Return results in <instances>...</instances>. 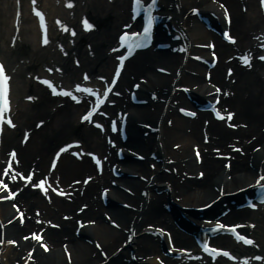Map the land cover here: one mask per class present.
I'll return each instance as SVG.
<instances>
[{
    "label": "bare ground",
    "instance_id": "6f19581e",
    "mask_svg": "<svg viewBox=\"0 0 264 264\" xmlns=\"http://www.w3.org/2000/svg\"><path fill=\"white\" fill-rule=\"evenodd\" d=\"M91 12L96 15L98 13L104 11L103 4L97 2V0H90ZM224 1L226 5L231 10V17H232V31L234 32L235 36L238 37L237 45L241 48L250 47L253 50L252 42L250 41V36L248 34L249 31L257 30V28L261 29L262 26L264 27V19H261L259 16V9L256 6V0H246L247 5V12L246 14L242 13L239 7L238 0H220ZM117 7L114 6L110 11V20L106 22L101 30H98L96 33H92L88 35V40L92 44H94V49L96 53V57L93 59L95 63L89 66L87 63V57L83 58V66H88L87 69L97 73H104L108 65L110 63V56H107L104 51H99L102 47L103 43H107L111 40V36L113 35L112 31L114 28H117L120 24V21L125 17V10H124V3L123 0L118 1ZM164 6L161 9L162 13L165 15H171L169 22L166 23L167 27L172 25L174 29L179 30L178 32L181 33V39H185L186 46L190 43V48L195 50L193 46L194 43L204 42L200 40H207L209 38H214L216 41V47L219 52V61L216 68L211 71V82L217 85H224L230 87L233 90V96L229 98L223 99L225 105L229 106L230 109H234L235 119L237 118V122L245 123L246 126L241 128L239 127L238 130H230L226 128L221 123H217L215 121L209 123L207 132L211 137V141L205 143L202 141L201 136V126L200 121L205 117L199 115L198 119L195 118L194 120L183 119L177 115H173V113L169 112L171 101L173 99H179L180 103L185 101L184 94L173 92L171 93V88L169 87L172 78L174 77V73H172L173 68L178 66L180 63L181 56L176 53H170L169 51H161V53H154L148 50L141 52L134 56L126 65L127 69L130 74H135V78L138 76H145L147 77V82L143 83L140 86L139 92L137 93L140 98L147 99V103L144 106L132 108V111L129 113L131 124L128 127V141L125 145L131 146L136 151H140L144 154L145 160L144 161H130L127 160V163L124 164L123 162V169L125 173H132V174H142L143 176L148 177L152 175V179L149 182L150 185L148 186L149 195L148 197L149 202L147 199L139 195V191L141 188H145L146 184L141 181L137 180L133 177H126L123 176L121 181L123 184H126L128 188L130 187L133 191V195H126L120 189L114 190L113 192L116 196L114 198L112 196L109 198L108 205L102 209L100 212L103 213V210L106 212L109 211L113 218H115L122 230H117L114 228L108 227L104 220H99L96 228H83L79 238H75L72 236L71 230L69 226L71 221H61L58 218V212L62 210H67L72 213V207L75 203L79 202L80 204L85 202L88 204V208L83 211L82 217L86 220H92L95 217L98 218L100 215H95V210L92 209L94 205L95 208H99L97 205V200L93 198V193L96 191L95 189L98 187L97 181H92L88 186L84 188V192L79 195V193H75L72 199V202H64L61 201L60 203L54 201L52 199V206L43 202L41 198H34L31 199L27 198V194L23 193L18 197V201L23 203L26 207V211L31 213L34 208L39 209L43 212L41 218L44 221L48 219H52L54 221H58L60 223V229L49 230L48 228L44 229L46 222L43 221L42 225H37L33 218H27L25 220V224L18 223V220L15 219L16 216L15 211H12L10 202H3L0 204V219L2 221L12 219L13 222L9 225L4 227L3 233L6 239H14L17 244L16 245H5L0 247V264H16V260H20L21 255H25L29 253L30 246L33 244L34 251L33 252V264H67L65 262L64 256H62V252L60 248H58L61 243L60 240L65 237L68 242V248L71 250V264H90L94 263L95 261H101L100 258H95L93 256V252L98 253L95 248H92L88 241L96 240L100 242L102 248H106L108 253L112 252L116 249V245H120L123 236L129 232V228L133 226L136 228V232L140 233L142 228L145 225H157L163 226L165 229L167 227L165 219L169 215L162 209L160 206L161 202H169L171 201V205H174V208L179 205H185L190 207H198L200 205H204L217 196V192L214 190L217 186H223V192L226 191H233L240 187H245L247 184L251 183V178H253L256 174V169H260L261 172H264V159L262 160L264 145L261 146L259 151L252 152L254 145H261L264 139V131H261V127L264 125V72H260L261 69L259 67L258 70L252 69L250 71H245L242 68L236 69L233 76L235 80H230L229 82H225L223 80V76H220L221 68L223 67L224 63V56L228 53L231 47L225 46L218 37H216L210 30L207 31L201 23H195V17H192V21L194 22L193 25H189L188 20L182 19V14L188 8H192L194 6L199 7L203 14H207L208 10L215 8L211 0H163ZM175 4L177 5L175 8ZM190 4V5H188ZM188 6V7H187ZM187 7V8H186ZM1 10V9H0ZM107 11V12H110ZM105 12V14L107 13ZM3 24L2 29L4 32L0 31V38L4 36V33L8 31V20L3 19L0 21ZM221 25V21L219 22ZM110 27V28H109ZM25 27V31L27 32ZM169 29V28H168ZM264 30V28H262ZM174 33V32H173ZM4 38V37H3ZM19 46V43L16 47ZM23 52L26 53L27 51L30 54L34 55L31 56L35 58L39 53V50L34 49L32 47V40L25 38L23 39V44L21 43L20 48ZM189 49V47H188ZM193 50H189L193 52ZM1 51V50H0ZM20 50L16 51L19 52ZM26 51V52H25ZM202 50H200L201 52ZM206 53V51H202ZM222 52V53H221ZM15 53V52H14ZM224 53V54H223ZM2 54V53H1ZM84 54V53H83ZM19 55V54H18ZM85 55V54H84ZM34 63L33 61H31ZM96 63H99L97 66ZM156 65L157 67H164L168 69L171 74L164 75L158 74L152 71V67ZM185 69H193L196 74L191 75L186 72H182V75L179 77V85L185 84L186 86H191L192 84H197L198 89L192 90L190 95L193 94H201L205 91L212 90V88L208 89L203 87V79L201 77V71L205 70L203 65L195 63L194 61H187ZM184 69V70H185ZM72 72L78 69L72 68ZM153 75L152 80L149 79L148 76ZM129 76L126 75L123 77V81L128 82ZM27 86V90H33L39 95V99L37 103L34 104V108L32 109V105L30 106L31 109L23 111V115H19L18 122L20 124H29L31 121V117L34 116H51L50 112L47 111V108L44 106L50 99L47 95H45V89L36 86L31 88L29 83L25 82ZM157 92V95L160 98H168L170 97V101L167 104V110L163 113L162 106L164 102H153L148 98L147 91ZM28 106V107H29ZM128 107V104L125 103L124 110ZM79 109V106H72L69 104L60 106L56 109V114L52 117L51 120V128L48 134L46 133L47 130L45 129L44 133H40V139L37 142L33 140V136L27 142V145L24 147L20 146L18 148V155L22 164L23 161L30 163V161L35 160L32 158L33 156H40L38 160H36L35 164L37 168L44 167L46 157L49 154V151L52 149L53 143L56 138L60 135H73V130L77 126L76 123L73 121L74 112ZM162 111V112H161ZM23 116V117H22ZM42 117V116H40ZM171 117L172 124L170 127L165 125V120ZM43 118V117H42ZM50 120V119H49ZM164 121V122H163ZM138 122L141 123H151L153 126L159 122V136L158 140H154V135L148 134L146 138L142 136V132L145 129H141L140 126L137 125ZM79 125V123H78ZM82 126V125H81ZM84 126V127H83ZM81 129V139L84 142V146L88 149L96 150L100 154H107L108 147L104 144V142L100 141V135L97 131L90 129L83 125ZM205 129V130H206ZM221 136H219V135ZM34 135V134H33ZM2 140V148L10 149V147L17 142L15 132L8 131L3 135ZM233 137H239L240 143L243 145V150L246 151V156L242 157L238 154H235V159L231 161V167L228 172H224V168L222 167V161L218 159H214V155L211 152L212 148L215 147H223L224 144L229 142L231 143ZM36 139V138H35ZM35 141V142H34ZM161 143V146L157 144V142ZM224 141V142H222ZM179 143V148L175 151L171 145ZM198 144L203 151V161L200 165H195V159L191 156L193 153L192 145ZM52 145V146H51ZM51 146V147H50ZM189 149V150H188ZM154 152L156 157L159 158V161L156 163V160H152L151 158L147 157L149 152ZM248 151H250L248 153ZM249 154L251 155V165H248V157ZM172 158L173 164H167V159ZM112 159V158H111ZM109 159V160H111ZM58 165L57 169L55 170V174L59 176L60 179L69 182L70 176L77 178L79 174L88 175L92 174L93 170L90 163L83 159L79 162L72 159L64 157ZM147 163H154L155 169L152 170L146 167ZM25 165V164H24ZM171 168L176 167L177 171L176 174L179 173V177L173 173L164 174L160 171V168ZM103 175L101 177L102 184L107 186L109 184V173L103 169ZM186 171V174H194L196 175L199 170L204 172V177L202 179H198L195 177H184L181 181V171ZM167 181V185L164 184V181ZM170 182V183H168ZM3 191V190H2ZM0 197L2 194L0 189ZM241 196V194H239ZM175 197H179V200L176 201ZM228 198H221L217 203L213 205V207L207 211L210 215H212L211 211L218 212L222 206L223 202H227ZM117 201L126 202L135 207V210L126 209L122 206L117 205ZM179 204V205H178ZM230 207L229 213L224 218L226 220H237L238 218L241 219H249L255 222V227L251 230L250 228L245 229V231L250 230L252 231L255 237L256 245H260L261 249L264 250V213L254 216L253 213L249 210H237L235 211L231 205H227ZM189 215H197L193 210L186 211ZM185 212V213H186ZM95 216V217H94ZM37 225V226H36ZM27 229L33 230L40 233L39 230L43 231L41 234H44L46 241L50 242L51 249L49 253H44L43 251L38 249V245L35 243H30L28 240H22V235L24 236L25 231ZM149 230V229H148ZM32 232V231H31ZM174 242L177 246L181 247L183 245L190 246L192 245V238L191 236L178 233L177 231L172 233ZM126 239V237H125ZM152 242L156 244H164V239L159 240L158 237L150 234H145L143 232L140 233L139 237L132 241L130 245L125 244L126 248L122 250L121 255H128L130 252L136 253L138 255H152L155 253L153 247H148L147 245ZM234 248H237L233 246ZM245 251V254L250 252H256L253 247L249 248H242ZM154 251V252H153ZM264 252V251H263ZM25 259V258H24ZM136 262V261H135ZM134 261L131 260H121V258L116 259V264H135ZM32 264V263H31ZM189 264H202L200 262H191ZM257 264V263H253Z\"/></svg>",
    "mask_w": 264,
    "mask_h": 264
},
{
    "label": "snow or ice",
    "instance_id": "6c2138e0",
    "mask_svg": "<svg viewBox=\"0 0 264 264\" xmlns=\"http://www.w3.org/2000/svg\"><path fill=\"white\" fill-rule=\"evenodd\" d=\"M142 3H143V0H134V3H133V9H132L134 13H136V12H138V11L140 10V6L142 5ZM156 3H157V0H151V3L148 5V8L145 9V12H149L150 9L155 8ZM261 3L264 4V0H261ZM69 6H71V0H69ZM37 14L41 16V19H43L42 14L39 13L38 10H37ZM153 22H154V17L149 13V14L147 15V17H146V24H145L144 27H143V32H142V34H141V33H136V32H132V33L124 32V33L120 36V40H121V42H122L123 44H128V38H129L130 36H131V37H142V39H144V40H150V39H151V29H152V26H153ZM84 24H85V27H87V28H91V27H92V25L88 23V21H87L86 18H85V20H84ZM125 27H128V26H125ZM73 34H74V31H73ZM226 35H227V34H226ZM228 39L232 40V39H234V38L231 37V36H229ZM47 42H48V41H47V38H46V36H45L44 43H47ZM137 46L140 47V46H144V45H142V44H138ZM129 47H131L130 44H129ZM260 47L264 48V43H262V44L260 45ZM119 59H120V60H123V59H125V57L121 56ZM241 59H242L245 63H249V60H248L247 55H245V56L242 57ZM260 59L264 60V56H261ZM77 63H78V61H77ZM161 70H163V69H161ZM49 71H52V69L50 68ZM116 71H117V75H119V68H118ZM0 78H2L3 81H6V80L8 79L7 75L5 74L4 67H3L2 64H0ZM84 78H85V79H89V77L87 76V74H85ZM38 79H39V77H38ZM101 79H103V77H101ZM114 82H115V81H113V83H114ZM44 83H45V84H49L50 81H48V80H44ZM76 88H77L78 90H81V91L85 92V93H91V92L93 91L92 88H88V87H83V88H82V86H81L80 84H77V85H76ZM2 91H3V93H6V92H7V84H6V83L2 84ZM54 91H55V89H54ZM217 91H220V89H217ZM64 94L70 95L71 93L68 92V91H65ZM97 95H98V94H97ZM104 96H105V97L107 96V89H106L105 92H104ZM73 98L75 99V97H73ZM98 103H103V100H100V99L98 98ZM8 107H9L8 100H7V99H4V101H3V107H0V121H2V120L4 119L3 113H4V110L7 109ZM96 111H97V108H96V107L91 108V110H90L89 112H87V114H86L85 116H83L82 119H84V120H88V119H90L91 116H92V114L95 113ZM182 111H183V109H182ZM189 114H190V115H194V113H189ZM220 115H221V114H220L219 112H217V116H220ZM227 115H228V118L231 119V116H232L233 114H232V113H228ZM221 118H223V117H221ZM7 123H8L9 125H11V124H12V120H11L10 118H8V119H7ZM40 123H43V121H41ZM74 143H79V142H74ZM67 147H69V146L66 145L65 148H67ZM65 148H61L60 151H61V152L64 151ZM58 154H59V153H58ZM58 154H57V155H58ZM11 155L14 157V156H15V151H13ZM97 163H99V160H97ZM10 168H11V163H9V164H8V167H6V168L4 169L3 175L7 176V175H8V171H9ZM20 175L22 176V178H23L25 181H32V176H33V174L30 173L28 176H23V174H20ZM9 178L12 179V180H15V179L17 178V173H16V171H15L14 169L12 170V175H11ZM262 180H264V175L259 176L258 179H257V181H256V183H257V184H260V181H262ZM0 183H3V180H0ZM45 184H46V179H40L38 184H37V183H34L32 186H33V187H40V188L43 189V188L45 187ZM3 188L7 189V188H8V184L3 183ZM61 194H63V193H61ZM12 195H15V193L13 192ZM21 215H22V214H21ZM113 223H115V222H113ZM220 227H221V225L218 223V224H217V228H220ZM31 235H32L34 238L38 239V240L41 239V237L38 236L36 233H32ZM237 236H238V238L244 239V241H245L246 243H248V244H252V243H253V241H252L251 239H249V238H247V237H240V235H239L238 233H237ZM26 238H27V237H26ZM0 242H3V241L0 240ZM9 242H10V243H16V241H9ZM204 250L213 253V256H215L216 253L221 252V251H223V254L226 255V256H230V255H231V254H230L228 251H226V250H222V249H215V250H213L212 248L209 247L208 244H205V245H204ZM182 251H183V250H182ZM231 258H232V259H236L235 256H232ZM161 264H163V262H161Z\"/></svg>",
    "mask_w": 264,
    "mask_h": 264
},
{
    "label": "rangeland",
    "instance_id": "374dc122",
    "mask_svg": "<svg viewBox=\"0 0 264 264\" xmlns=\"http://www.w3.org/2000/svg\"><path fill=\"white\" fill-rule=\"evenodd\" d=\"M188 5H190V4H188ZM187 7H188V6H187ZM187 7H186V8H187ZM202 41H204V40H202ZM173 145H174V144H173ZM188 150H189V149H188ZM169 169H170V168H169ZM169 169H168V170H169ZM79 178H80V177H79Z\"/></svg>",
    "mask_w": 264,
    "mask_h": 264
}]
</instances>
